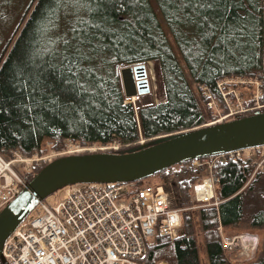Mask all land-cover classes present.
I'll use <instances>...</instances> for the list:
<instances>
[{
	"label": "trees",
	"instance_id": "trees-1",
	"mask_svg": "<svg viewBox=\"0 0 264 264\" xmlns=\"http://www.w3.org/2000/svg\"><path fill=\"white\" fill-rule=\"evenodd\" d=\"M9 2L0 0V22ZM226 5V20L221 23L234 24L238 29L227 38L220 31L201 36L193 26L178 23L179 14L170 0H143L141 19L129 39L120 23L129 18L128 13L116 6L110 7L104 18H93L87 8L61 5L52 12L50 0H29L9 48L11 38L5 41L0 36V105L6 108L0 112V154L16 150L31 156L45 139H69L81 147L135 142L138 130L134 111L124 102L116 66L158 65L164 102L138 111L145 139L205 125L192 85L221 102L219 82L234 78L264 82V0H226ZM94 25L110 31L101 35ZM81 31L95 33L93 43L99 42L100 55L90 62H81L73 54ZM205 39L207 45L201 42ZM205 97L207 103L209 97ZM175 166L190 176L182 177L176 185L178 206H185L191 201L192 187L201 182L195 169L189 167L190 161L137 183L164 185L158 177ZM215 171V194L220 203L216 208H201L199 219L208 264H226L216 227H235L249 208L248 226L264 230V186L254 187L257 177L244 187L251 168L240 159L219 162ZM31 174L28 182L35 175ZM181 222L184 231L176 239L157 237L147 247L145 264L161 260L199 264L191 222L183 214ZM248 264H264V254Z\"/></svg>",
	"mask_w": 264,
	"mask_h": 264
},
{
	"label": "built area",
	"instance_id": "built-area-1",
	"mask_svg": "<svg viewBox=\"0 0 264 264\" xmlns=\"http://www.w3.org/2000/svg\"><path fill=\"white\" fill-rule=\"evenodd\" d=\"M143 143L140 142V148H144ZM242 151L190 161L191 168L205 165L209 172L208 177L192 187V200L197 207L218 206L216 166L219 162L238 159ZM17 158L28 171L31 160L16 153L7 160L0 154V211L27 184L15 170ZM206 181L208 190L202 189ZM59 194L56 203L47 198L39 201L7 236L1 249L5 264H145L147 247L157 237L174 240L182 234V213L186 209L173 205L162 184L77 183L61 188ZM216 231L223 252L250 260L257 247L255 236H227L221 225Z\"/></svg>",
	"mask_w": 264,
	"mask_h": 264
},
{
	"label": "water",
	"instance_id": "water-1",
	"mask_svg": "<svg viewBox=\"0 0 264 264\" xmlns=\"http://www.w3.org/2000/svg\"><path fill=\"white\" fill-rule=\"evenodd\" d=\"M116 66L125 99L149 93L146 64ZM126 152H85L46 164L16 198L0 211V261L3 242L36 204L56 190L77 183L138 182L173 165L226 152L264 146V112L205 124Z\"/></svg>",
	"mask_w": 264,
	"mask_h": 264
},
{
	"label": "rangeland",
	"instance_id": "rangeland-1",
	"mask_svg": "<svg viewBox=\"0 0 264 264\" xmlns=\"http://www.w3.org/2000/svg\"><path fill=\"white\" fill-rule=\"evenodd\" d=\"M27 2H29V0H11V3L9 2L10 4L8 3L7 7H5V14L2 17L1 20L2 22H0V24L2 25L0 29V36L5 41H7L8 38H11V40L8 42L9 44L7 48L11 46L21 24L23 23L22 22L21 24H19L17 31H15V27L20 19V15L22 14L25 6L27 5ZM31 7L32 5L30 6V8ZM157 16L161 25L163 26V28H165L162 19L160 18L159 15ZM150 63L152 65L148 66L150 71V74L148 75L149 93L140 96L136 101L130 103L134 111V116L138 130L137 132L138 139L135 142L121 144L117 141H113L112 143L104 146L92 145V146L81 147L79 146L78 143H73L69 139L60 140V141L45 139L40 144L39 150H37L31 156H23L21 155V153H19L16 150L6 152L2 154V156L5 159L10 160L13 157V153H16L22 159L31 160L30 163L31 166L28 171L24 170L23 168L24 164L18 158L16 159L17 161L15 162L16 172L27 183L28 173L31 172L32 173L31 175L33 176L37 168H40L41 166L48 164L49 162L61 156L72 154L77 151L84 153V151L87 150L97 151L99 149L108 150V152H114V151L126 152L129 150L139 149L140 142L141 143L144 142L142 147L146 148L148 146L153 145L154 143L161 141L164 138L163 136L156 137L154 140H150V141L145 139L142 136V132L139 124V118H138V111L141 108L147 106H153L164 102L163 86L160 79L158 65L157 63L154 62H150ZM191 87L193 89L196 99L199 102L200 108L202 109L205 124L214 123L217 121L224 122V121L234 120L238 117H245L248 114H252L253 112L256 111L264 112V82L262 81V79L234 78V79H226L222 82H219L217 84V88L219 89L221 95V102L220 100L218 101L217 99H214L212 97L210 98V96L205 95L206 93L203 88L198 89L194 85H192ZM205 96L209 97V99H207V103L204 101L203 98ZM124 102L125 103L127 102L125 98H124ZM114 148H116V150H113ZM238 159L244 162L246 166L251 168V175L248 177V180L244 187H246V185H248L250 182H252L253 179L257 177L258 178L254 184V187L259 188L261 186H264V147L244 150L240 153ZM203 166L204 167L193 168L195 169V174L196 175L198 174L201 179H205L206 177L209 176L207 167L205 165ZM179 168L180 166H175L172 169L168 170L166 173L159 176L158 178H161L160 180L163 181L162 183L165 185L163 186L166 189V191L169 193L173 205L176 207H181L186 209L185 211H183L182 214L184 216V219L189 218L191 222L195 241H196V249H197L199 264H208L206 251H205V244L203 239V232L199 219V211L201 208L197 207L199 205H197L192 200V193H191V201L189 202V204L185 206H178L179 193L177 191L176 185L178 184V182L181 180L182 177L189 176L188 172L182 171L183 169H179ZM59 190H56L52 195L48 196L47 200L52 203H56V201L60 197ZM249 211H250L249 208L248 210L244 211L245 212L244 218L238 225H236L235 227L226 228L223 231V233H231L233 235L251 234L255 236L256 237L255 241L257 240V247H258V248L256 247L257 251L255 249L256 252L254 251L250 260L245 258V256H241L239 254L226 255L225 256L226 264H248L260 258L264 254V230H255L248 226L247 216L249 214ZM181 229L183 233L184 228L182 224H181ZM149 241H151V243L153 242V240H149ZM161 261L167 262L165 260H161Z\"/></svg>",
	"mask_w": 264,
	"mask_h": 264
},
{
	"label": "snow or ice",
	"instance_id": "snow-or-ice-1",
	"mask_svg": "<svg viewBox=\"0 0 264 264\" xmlns=\"http://www.w3.org/2000/svg\"><path fill=\"white\" fill-rule=\"evenodd\" d=\"M50 4L54 7H50V11L55 12L61 5H70L73 8H87L89 12L93 14V18H104L110 7L116 6L119 11H127L128 17L125 20L120 21L122 26L127 29V35L129 39L132 38L133 33L136 30V22L141 19V13L143 11V0H50ZM172 7L176 9V19L178 23H183L186 26H193L198 34L206 36L207 33H215L220 31L225 34V38L232 32L238 31L236 25L231 23H221L222 19L226 20L224 16V9L227 6L226 0H170ZM243 19V18H238ZM85 24L87 22H83ZM94 28L99 31L101 35L109 32V28H101L99 25H94ZM242 31L243 29H239ZM79 39L77 41V47L74 50V56L78 57L81 62L100 55L101 49L99 48V42L93 43L96 39L95 33H89L88 31H81L77 34ZM217 41H220V37H216ZM205 45L208 44V40H202ZM76 61L74 60L73 63ZM89 71V69H86ZM40 79V76L37 77ZM67 83V82H66ZM6 111L3 105H0V112Z\"/></svg>",
	"mask_w": 264,
	"mask_h": 264
},
{
	"label": "bare ground",
	"instance_id": "bare-ground-1",
	"mask_svg": "<svg viewBox=\"0 0 264 264\" xmlns=\"http://www.w3.org/2000/svg\"><path fill=\"white\" fill-rule=\"evenodd\" d=\"M149 65H152L150 62L146 65V73H147V79H148V75L150 74V71H149V68H148V66ZM138 98H136V97H132V98H128V99H126L127 100V102L126 103H131V102H133V101H136ZM241 112V111H240ZM209 184H208V182L206 181V182H204V186L202 187V189L203 188H206L207 190H208V186ZM207 193L208 194H210L209 193V191H207Z\"/></svg>",
	"mask_w": 264,
	"mask_h": 264
},
{
	"label": "crops",
	"instance_id": "crops-1",
	"mask_svg": "<svg viewBox=\"0 0 264 264\" xmlns=\"http://www.w3.org/2000/svg\"><path fill=\"white\" fill-rule=\"evenodd\" d=\"M181 224H182V223H181ZM221 227H222V226H221ZM222 230L224 231L223 227H222ZM224 234H225V233H224ZM225 235H227V234H225ZM249 235H251V234H249ZM227 236H228V235H227ZM231 236H234V235H231ZM154 241H155V240H154ZM153 243H154V242H153ZM153 243H152V244H153ZM222 253H223V255H224V258H225L226 255H233V254L225 253V252H223V251H222ZM158 262H164V261H158ZM165 263H167V262H165ZM167 264H168V263H167Z\"/></svg>",
	"mask_w": 264,
	"mask_h": 264
}]
</instances>
